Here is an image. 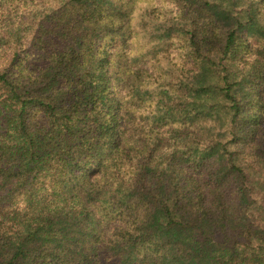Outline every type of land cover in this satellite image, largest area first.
Returning <instances> with one entry per match:
<instances>
[{"label":"trees","instance_id":"trees-1","mask_svg":"<svg viewBox=\"0 0 264 264\" xmlns=\"http://www.w3.org/2000/svg\"><path fill=\"white\" fill-rule=\"evenodd\" d=\"M260 195L264 0H0V264H264Z\"/></svg>","mask_w":264,"mask_h":264},{"label":"rangeland","instance_id":"rangeland-1","mask_svg":"<svg viewBox=\"0 0 264 264\" xmlns=\"http://www.w3.org/2000/svg\"><path fill=\"white\" fill-rule=\"evenodd\" d=\"M256 199H257V201L255 202L256 204H263L264 205V201H263V198H262V196L260 195V197H256Z\"/></svg>","mask_w":264,"mask_h":264}]
</instances>
